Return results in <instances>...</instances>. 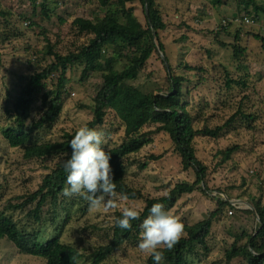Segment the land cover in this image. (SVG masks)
Segmentation results:
<instances>
[{
    "label": "rangeland",
    "instance_id": "rangeland-1",
    "mask_svg": "<svg viewBox=\"0 0 264 264\" xmlns=\"http://www.w3.org/2000/svg\"><path fill=\"white\" fill-rule=\"evenodd\" d=\"M255 1L263 11L256 12L254 7L246 10L241 0H224L220 6H215L213 0H156L166 24V29L158 33L165 52H161L154 36V54L138 79L129 82L143 93L166 95L169 73L185 78V101L195 118L196 130L222 127L237 116L221 137H196V157L207 168L206 178L200 185L205 192L197 189L183 195L169 209L184 225H194L218 208L216 198L237 203L234 208L224 207L214 224L208 239L210 253L198 250L189 256L191 264H248L244 257L228 262L226 255L234 245L247 243L248 236L256 235L260 226L257 215L246 213L257 201L264 204V47L256 38H264V0ZM42 3L48 4L49 19L43 14ZM127 7L134 9L135 18L146 28L145 6L135 2ZM120 9L114 3L103 8L98 0H0V213L6 212L22 225L30 224L27 215L34 206L16 212L6 207L21 204L38 191L45 177L63 159L28 160L24 148H12L4 139V130L17 126L13 114L17 95L31 76L56 63L50 51L68 56L89 45L94 36L79 33L73 25L75 19L94 20L116 13L120 23L126 24L127 19ZM245 18L253 20V24H246ZM235 46L244 52L239 59L235 57ZM132 53L133 50L126 49L123 55L127 58ZM104 56L103 71L106 60L113 56V49H107ZM126 58L115 63L116 70L124 69ZM83 70V63L69 67L61 114L51 129L34 132L32 143L62 142L65 134H74L80 126L93 120L94 100L103 86L104 73L97 72L83 80ZM59 78L60 72L45 81L27 128L47 112L50 100L45 104L43 96L57 90ZM228 80L244 82L246 86L232 84L229 87ZM243 115L251 116L253 121ZM156 129V126L143 129L142 134H152L151 142L126 161V183L141 192V199H117L115 208H90L83 215L79 208L80 196L60 197L59 202L63 204L77 202L68 224L62 228L61 238L85 256L81 264H88L91 253L111 242L115 216L125 207H135L141 215L147 200L167 197L178 184L196 182L195 171H185L169 135L157 133ZM98 130L104 133L106 151L124 142V127L113 111H107L105 124ZM234 146L238 150L224 161L222 153ZM143 164H147L145 170L140 167ZM51 209L52 204L48 203L43 210V233L48 238L57 230L49 223ZM182 237H186L185 232ZM139 241L125 244L104 264H146L150 255L138 249ZM0 264L46 262L20 254L15 245L5 239L0 241Z\"/></svg>",
    "mask_w": 264,
    "mask_h": 264
},
{
    "label": "trees",
    "instance_id": "trees-1",
    "mask_svg": "<svg viewBox=\"0 0 264 264\" xmlns=\"http://www.w3.org/2000/svg\"><path fill=\"white\" fill-rule=\"evenodd\" d=\"M47 1V0H45ZM246 6V10L254 7L256 12L263 11L258 7L255 0H241ZM103 8L117 4L121 13L126 17V24L120 23L116 13H108L103 18L94 20L75 19L73 25L79 33L93 35L94 38L88 46L81 49L76 54L68 56H59L50 51L56 59L52 64L40 73H36L21 87L17 98L13 104V114L17 126L7 128L3 132V137L12 148H24L25 158L34 159H54L62 158L56 167L47 175L42 186L27 200L18 205H9L6 207L9 211H24L28 206L34 208L28 213L30 224L22 225L15 221L11 215L6 212L0 213V241L7 239L12 242L20 254L45 260L46 264H81L83 254L72 245L64 243L61 238L62 228L68 224V217L72 208L76 205L73 200L69 204L60 203L62 189L67 187L64 164L70 158V141L74 134H65L64 140L57 143L35 144L32 143L34 132L49 130L53 127L55 121L60 116L63 104L62 95L65 90L67 71L70 66L78 63L84 64L82 74L83 80H87L92 74L103 72V86L98 91L94 100V118L87 124L89 128L99 129L104 126L107 111H113L124 127V142L113 149L107 150L111 155L110 165L114 173V182L116 192L119 195H126L127 200H138L143 196L140 191L130 188L126 183L127 159L134 154L139 153L151 140V133L142 134L143 129L150 126H156L157 133L169 135L176 150L182 158V164L185 171L194 170L196 174L195 183L178 184L167 197L159 199H149L146 207L141 213L139 219L131 221L130 230L121 229L116 225V220L121 218L122 213L115 216V224L112 229V240L108 245L98 248L88 257V264H104L112 258L127 243H136L140 240L142 233L141 224L150 215L151 206L154 203H161L165 210L173 208L179 197L192 194L197 189L203 190L200 185L204 182L207 175V168L196 157L194 141L198 136L217 139L221 137L223 131L232 125L237 116L231 118L224 126L216 129L204 128L196 130L194 127L195 118L188 110V103L185 101L183 84L187 80L180 76L169 73V89L166 95L146 94L130 85L129 82L136 81L141 71L145 68L148 61L156 50L154 41L158 40V46L162 53L165 52L164 45L159 40L158 33L166 29V24L158 9L156 0H98ZM140 2L147 5L149 16L147 18V27L135 18L133 8H128V4ZM224 0H213L215 6H220ZM44 16L49 19L50 10L47 3L41 4ZM225 30V29H224ZM261 40L264 47V38L256 36ZM235 57L241 58L244 54L239 46H235ZM107 49H113V56L106 60V70L103 71L102 64L105 59ZM133 50L127 58L123 55L124 50ZM127 59V65L123 70L118 71L114 65L119 59ZM190 68V67H188ZM60 72L59 83L55 92H47L44 96V102L47 104L50 100L47 112L40 120L32 122V127L27 128V123L31 119V112L37 101L39 94L43 91L45 81L54 73ZM232 84H242L244 82L227 81V86ZM52 97V98H50ZM238 116L241 111L238 112ZM250 122L251 116L243 115ZM238 150L234 146L222 153L223 160H229ZM145 170L147 164L140 166ZM67 198V197H66ZM107 199V198H106ZM218 208L210 215L194 225H184L186 237H181L173 249H162L164 260L162 264H191L190 255L203 251L210 253L208 239L212 228L218 218L222 215L224 207L234 208L228 202L221 198H216ZM80 211L85 215L90 209L89 202L82 198ZM52 204L50 210L52 219L51 227H55V236L47 237L43 223V210L46 205ZM78 205V204H77ZM68 206H70L68 208ZM256 214L252 211H246L247 214L257 215L260 219V226L256 235L248 236V242L242 246L234 245L227 253V261L244 257L248 264H264V204L261 201L254 203ZM60 210V211H59ZM66 215V216H65ZM65 216V219H64ZM62 220V222H61ZM58 227V228H56ZM244 235L241 236L243 238ZM146 264H155L150 256Z\"/></svg>",
    "mask_w": 264,
    "mask_h": 264
},
{
    "label": "clouds",
    "instance_id": "clouds-1",
    "mask_svg": "<svg viewBox=\"0 0 264 264\" xmlns=\"http://www.w3.org/2000/svg\"><path fill=\"white\" fill-rule=\"evenodd\" d=\"M104 144V133L100 130L85 124L75 131L70 141L71 155L64 164L68 185L62 189L65 197L80 196L89 202L90 208L103 206L105 209L117 207V199H128L126 195L118 197L110 165L111 155ZM139 217L140 211L135 207H125L116 225L130 230L131 221ZM141 228L138 249L149 254L155 264H162L164 260L162 249H173L184 234L181 218L171 210H165L161 203L151 206L150 215L143 220Z\"/></svg>",
    "mask_w": 264,
    "mask_h": 264
},
{
    "label": "water",
    "instance_id": "water-1",
    "mask_svg": "<svg viewBox=\"0 0 264 264\" xmlns=\"http://www.w3.org/2000/svg\"><path fill=\"white\" fill-rule=\"evenodd\" d=\"M145 9H146V15L149 16V12H148V7H147V5L145 6ZM154 36H156L155 32H154ZM163 59L165 60V57H164V56H163ZM165 61H166V60H165ZM223 201L228 202V203L231 204L232 206H234V205L237 204V203L229 202V201H226V200H223ZM250 210H251L252 212H254V214H256V211H255L254 208L251 207Z\"/></svg>",
    "mask_w": 264,
    "mask_h": 264
},
{
    "label": "built area",
    "instance_id": "built-area-1",
    "mask_svg": "<svg viewBox=\"0 0 264 264\" xmlns=\"http://www.w3.org/2000/svg\"><path fill=\"white\" fill-rule=\"evenodd\" d=\"M244 22H245L246 24H249V25H252V24H253V20H251V19H249V18H245V19H244ZM223 26L226 27V26H227V23L224 22V23H223Z\"/></svg>",
    "mask_w": 264,
    "mask_h": 264
}]
</instances>
